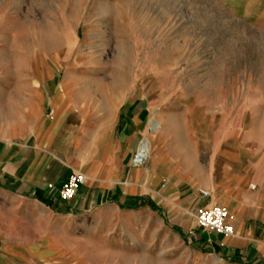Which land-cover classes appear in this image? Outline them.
<instances>
[{
	"label": "rangeland",
	"instance_id": "1",
	"mask_svg": "<svg viewBox=\"0 0 264 264\" xmlns=\"http://www.w3.org/2000/svg\"><path fill=\"white\" fill-rule=\"evenodd\" d=\"M35 74L57 82V99L71 84L91 112L137 93L140 141L151 143L140 167L158 139L182 144L202 120L264 154V0H0V84L25 75L33 88ZM126 216L109 238L80 241L79 264H213L196 225L183 232L145 209Z\"/></svg>",
	"mask_w": 264,
	"mask_h": 264
},
{
	"label": "crops",
	"instance_id": "2",
	"mask_svg": "<svg viewBox=\"0 0 264 264\" xmlns=\"http://www.w3.org/2000/svg\"><path fill=\"white\" fill-rule=\"evenodd\" d=\"M45 75L35 74L33 88L25 75L20 85L0 84V264H79L82 239L98 231L109 238L111 227L141 209L164 214L183 232L196 225L213 264H264L259 147L224 142L221 129L202 120L194 137L182 144L158 139L149 166H135L146 121L138 94L127 106L121 100L104 114L91 112L71 84H61L57 99L58 84L46 75L48 95ZM74 171L87 182L62 201ZM212 205L228 210L233 235L198 226L197 210Z\"/></svg>",
	"mask_w": 264,
	"mask_h": 264
},
{
	"label": "built area",
	"instance_id": "3",
	"mask_svg": "<svg viewBox=\"0 0 264 264\" xmlns=\"http://www.w3.org/2000/svg\"><path fill=\"white\" fill-rule=\"evenodd\" d=\"M142 141L133 156V164L135 166L142 165L148 152L142 149ZM87 176L80 171L72 172L64 182L59 197L62 201H70L76 197L81 186L86 184ZM196 222L203 230L231 236L234 234V225L231 222V216L228 210L221 205L203 206L199 208L195 214Z\"/></svg>",
	"mask_w": 264,
	"mask_h": 264
},
{
	"label": "bare ground",
	"instance_id": "4",
	"mask_svg": "<svg viewBox=\"0 0 264 264\" xmlns=\"http://www.w3.org/2000/svg\"><path fill=\"white\" fill-rule=\"evenodd\" d=\"M150 126H151L152 130L155 132V131L160 129L161 124H160V122L157 119V120H152V122L150 123ZM150 148H151V143L149 142L148 138L144 137L143 143H142V149L144 151H147L148 154H149Z\"/></svg>",
	"mask_w": 264,
	"mask_h": 264
}]
</instances>
